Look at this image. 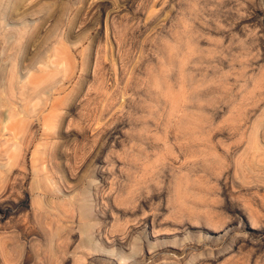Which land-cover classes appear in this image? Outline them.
<instances>
[{"label":"rangeland","instance_id":"374dc122","mask_svg":"<svg viewBox=\"0 0 264 264\" xmlns=\"http://www.w3.org/2000/svg\"><path fill=\"white\" fill-rule=\"evenodd\" d=\"M0 123V264H264V0H0Z\"/></svg>","mask_w":264,"mask_h":264},{"label":"bare ground","instance_id":"6f19581e","mask_svg":"<svg viewBox=\"0 0 264 264\" xmlns=\"http://www.w3.org/2000/svg\"><path fill=\"white\" fill-rule=\"evenodd\" d=\"M13 112V111H12ZM10 116V115H9ZM11 119H14V121H13V123H15V122H17L18 121V119L20 118V115H19V113H17L16 115H11V117H10ZM10 119V120H11ZM6 122H7V119L6 118H4V119H2V124H6ZM12 122V121H11ZM1 124V123H0ZM8 127V125L6 126V128ZM7 129H9V128H7ZM9 131V130H8Z\"/></svg>","mask_w":264,"mask_h":264}]
</instances>
